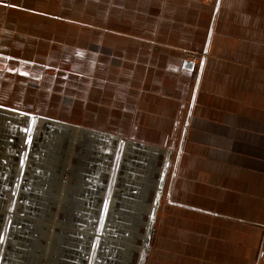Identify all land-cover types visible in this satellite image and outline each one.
Masks as SVG:
<instances>
[{"label":"crops","instance_id":"obj_1","mask_svg":"<svg viewBox=\"0 0 264 264\" xmlns=\"http://www.w3.org/2000/svg\"><path fill=\"white\" fill-rule=\"evenodd\" d=\"M103 1L100 0L96 6H83L78 13L46 11L43 8L50 7L32 4L28 0L17 6L16 2L9 1L14 4L12 8L22 9L27 14L35 12L34 19L24 21L25 25L32 24L35 27L37 24L49 31H52L50 25L56 26L59 22L61 26L71 29H74L73 26L79 29L80 25V29L86 31L91 36L89 40L93 41L83 47L86 60L80 66L81 71L97 72L102 79L92 81L91 88L94 86V90H97L96 99L91 104L87 103L88 99L85 100L84 107L91 114L88 120L92 122L86 127L81 125L79 130L73 131L76 127L65 122L66 118H53L49 114L38 115L34 119L39 126L44 122L63 123L62 129L65 127L66 134L61 140L65 148L61 145L58 147L62 148V152L63 149H69L70 152L66 151L68 154L64 152L67 156H71L75 142L79 146L77 144L74 149L82 150L71 161L73 167H79L74 168L73 175L66 174L69 180L60 185L66 186L65 194L61 190L58 197L57 192L54 193L52 172H56L53 164H60L59 155L62 152L55 150L53 156V144L60 137L57 132L53 133V142L52 138L49 140L53 150L46 161L53 164L45 166V172L41 174V186H36L39 192H49L46 196L49 210H52L53 200L63 206L66 229L61 230L57 237L48 236L50 245L44 247V250L52 249L48 259L42 258L45 254L41 252L43 243L33 241L34 235L31 234L25 236L26 241L19 240L12 244V257L3 263L7 243L0 242V252L5 251L0 256V264H5V261L11 264H88L87 249L91 244L88 234L93 228L101 232L100 238L111 234V241H105L110 244L105 245L106 255L104 258L99 257L97 264H134V243L140 227L145 229L149 222L155 199L151 194L153 167L157 165L154 161L159 153L165 154L166 149L171 152L169 147L160 151L159 147L151 146L148 140L143 139L148 137L161 138L166 146L169 145L166 138H178L174 150L175 155L178 154L175 168L187 143L194 153L220 154L211 164L178 166L180 176L176 182L177 194L172 187L175 171L169 173L165 186L168 189L165 194L167 203L171 198L193 208L169 203L177 208H170L173 210L172 216L162 215L161 229L165 240L161 244L164 247L155 252L151 264H264V18L258 20L261 26L257 50L254 51L258 66L252 68L248 61L247 64H238L234 59L237 53L249 57L251 50L246 47L250 41L249 34L228 35L229 24L233 21L230 0L227 1V7L222 8L221 17L220 12L216 17L219 7L216 11L215 4L213 20L205 28L204 41L201 39L202 23L195 12L202 7L208 12L209 7L204 6L202 0H113L108 6L115 4L114 9L108 10L107 6L102 7ZM91 8L93 14L89 10ZM174 15H183V19L190 15L194 20L183 22L186 25H182L188 30L176 29L172 25L180 21ZM245 17L248 21L249 17ZM221 23L224 25L222 31L219 30ZM152 24L162 27L172 24L176 34L169 39L159 38L152 35ZM52 36L53 33L47 39ZM63 39L67 42L70 37ZM195 45L202 52L207 48L205 56L208 53L225 52L226 59L213 64L205 59V67L200 68L199 63L190 70L184 63L193 60L179 55L186 47ZM3 56L11 58L8 54ZM212 67L214 76L211 75ZM31 70L36 71L33 68ZM191 71H195L196 75L187 89L186 77ZM183 93L188 95L186 99H182ZM16 113L19 119H26L24 125H27L30 119L25 114ZM19 123L11 126V118L8 120L6 116H0V140H4L2 135H6L9 131L5 133V130L11 127L19 131ZM69 135L72 138L80 136V141H72ZM128 138H133V141ZM190 138H193L192 142ZM126 152L137 156L144 153L147 159H143L144 163L129 164V169L124 170L129 188L121 198H111L109 209L106 207L104 211L106 218L103 221L100 218L106 197L99 200L95 193L96 189L104 185V175L110 173L107 161L109 164L112 162L106 159L107 153L111 154L110 157L120 156L117 161L112 160L114 166L117 164L115 182H119V178L123 177L120 175V166ZM150 159H153L152 164L149 163ZM68 162L70 164V160ZM2 170L0 176H3ZM80 173L84 174L82 183L76 181ZM46 177L48 179L44 180ZM4 189V182H0V193ZM37 201L42 202L40 199ZM117 203L116 212L111 215V207L115 209ZM178 210L193 215L189 225H186V221L183 225L181 222L184 219H178ZM9 211L12 209L8 208ZM42 212L40 210L39 213ZM10 213L6 214L7 219L13 216ZM156 213L157 210L154 216ZM57 215L56 208L51 216ZM54 222L52 220L51 224ZM145 231L142 230L143 234ZM19 232L24 233V230Z\"/></svg>","mask_w":264,"mask_h":264},{"label":"rangeland","instance_id":"obj_2","mask_svg":"<svg viewBox=\"0 0 264 264\" xmlns=\"http://www.w3.org/2000/svg\"><path fill=\"white\" fill-rule=\"evenodd\" d=\"M9 1L10 0H0V53L3 55L8 54L12 58L11 59L3 55L1 56L0 54V116H6L8 120L9 118H11V126H13V124L15 123L17 124L18 122H20L21 124L19 123L18 125L19 131H17L14 127L5 130V133L6 131L9 132L6 135L5 134L2 135L4 139L3 141L0 140V149H1L0 169H3L2 174L4 176V180L3 179L1 180L3 176H0V182L1 183L4 182L5 184V189L3 193H0V242L7 243L6 254L3 255V253H5L4 250L0 252V256L1 255L4 256L3 263L4 260L10 259L12 257L13 254L12 244L18 242L19 240L20 241L22 240V242L26 241L25 236L31 234L34 235L32 237L33 241H38L39 243H43L41 252L42 253L45 252V254L42 255V258L48 259L50 255V251L52 250V249L44 250V247L46 246V244H48L47 241L49 240L48 238L52 235L57 237V235L61 230L66 229L64 227L65 223L63 221V218L65 216L62 212L63 206L60 203H58L59 201L53 200L51 201L54 202L53 204H51L52 210H49L47 207H49L50 204H48L49 201L48 198L46 197L49 195V192H47L46 190H43V192L42 191L39 192L36 189V186L39 185L41 186V182L43 181L41 180L42 178L41 174L42 172H45L44 170L45 166L47 164L48 166L50 164H53L51 162H46L49 158V154L51 150H53V147L50 145L51 142H49V140L50 138H52L51 141L53 142L52 134L57 132V136L59 134L60 137H58L56 143L53 144L55 148L53 151V156H55L54 155L55 150H59L62 152L61 149L65 148V146L64 143H62L61 139L65 137L66 129L65 127L64 129H62V124H63L62 122H55V123L44 122L42 125L39 126L37 125L38 123L36 124V120H32V121L29 120L27 121L28 124L24 125L26 120L25 118L19 119L18 116L15 115L13 111L7 110L5 109V107L31 112L37 115L49 114L53 118H62V119L66 118L67 121L65 122L73 124L76 127L75 129H73V131L79 130V128H81V125L86 127L88 123H92L91 121L88 120L91 114L88 108L86 107L85 109L84 107L85 100L88 99L87 103L90 102L91 104L92 100L96 99L97 90H94V86L93 88H91L92 81H99V79L101 81L102 79L98 77L97 72L88 73L81 71L80 66H82L86 60L83 49L87 47L91 36H89L86 31H82L80 29V25H78L79 29L76 26H73L74 29H71L68 26H61L59 22V24L56 26L50 25L52 31L46 30L45 28L42 29L41 27H39L40 25L37 24H35V27L32 24L25 25L23 24L24 21L30 22L34 19L33 16L35 15H33V13L35 12H31L27 14L28 12L22 11L21 7H20L21 10L12 8L11 5L14 4L9 3ZM12 1L16 2V6H17L18 3H21L24 0H12ZM28 1H30L32 4L35 3L36 5H40L43 7H50V9L49 8H43V9L55 13H61L62 10L64 12L67 11L68 13H78L81 11L83 6H96L97 4H100L99 3L100 0H28ZM111 1L113 0L103 1L102 7L107 6L106 8L107 10L114 9L115 4L108 6V3ZM218 1H219V9L216 17L218 16L219 12H220L219 15L221 17L222 8L227 7L226 5L228 4L227 3L228 0H202L203 5L209 7L208 12H206V10L203 9V7L201 8L202 10L196 9L195 11L196 16L200 17L199 20L202 23L203 30H202L201 39L203 41L206 32L205 28H207L208 23L210 21L212 22L213 20L215 4ZM230 1L232 3V9L230 12L233 21L231 24H229L228 35L232 36V34H236V35L249 34L250 41L248 42L247 45L246 42H244V48L246 45V47H248L251 50L249 57L241 56V54L237 53L236 58H234L235 62H237L238 64H243V63L247 64L248 61V64L252 66V68H254L258 66L256 62L257 55L256 53H254V51L257 50V39H258V34L260 33L259 26H261L260 21L258 20L260 17L264 18V8H263L264 0H230ZM1 4L5 6H2ZM8 4L10 5V8H7L9 7ZM7 9L10 10L8 11ZM89 10L91 11V14H93L92 8ZM28 11L30 12L31 10ZM177 15H174L173 17L179 18L178 19V21H180L179 24H175V25L171 24L176 29H185L186 26L183 25L186 24H183V22L193 19V17L191 18L190 15L188 18L185 19H183L182 17L183 15L181 16H177ZM245 16L249 17L248 21L246 20ZM171 25L166 24L164 27H162L161 25L150 26L151 31L153 32L152 35H156L159 38L169 39L170 36L176 34L175 30ZM143 27L146 28L147 26H143ZM223 27H224L223 24L219 25V30L222 31ZM186 30L188 29L186 28ZM51 33H53L52 38L47 39L49 38L48 36ZM62 37L63 38L70 37V40H67V42L63 41L64 39ZM197 45L200 46L199 44ZM240 47H242V45H240ZM222 53L223 54H218L213 52L210 54L208 53L205 56V53L202 52L201 49H197V46L195 45L194 47L191 46L183 49L179 57L191 59L195 62V65H198L200 63V68H202L205 67L201 65V60L203 56L206 57L205 59L209 61V64L210 63L213 64L218 61H222L226 59V57L224 56L225 52ZM173 59L179 60L178 58H173ZM23 60H27L28 62H25L27 64H25ZM31 68L35 69L36 71L33 72ZM76 69H78L79 71H76ZM213 69L214 67H212L211 69V75L214 76L215 71ZM195 75H196L195 71H191L187 75L186 77L187 89L191 84L192 80L195 78ZM99 76H102V74H100ZM182 96H183L182 99H186L188 95L187 94L185 95L183 93ZM2 106H4V108H2ZM68 138H71L72 141L76 139V137L72 138L70 135ZM79 138L80 136H77V142ZM128 139L130 141H133V138H128ZM143 139L148 140L151 143V146L159 147L158 149L160 151H164V149H166L165 147H169L171 150V152H167L168 149H166L165 154L159 153L157 159L154 161V164L157 165L153 167L154 182L152 184L151 194L156 196L158 184L159 181L161 180L160 176L162 170L164 171V176H163L164 181H163L162 194L160 197L159 204L157 206V213H159V215L156 213V215L153 216V221L155 220V223L153 224V231L150 236L149 244L147 245L148 252H146L144 256V264H146L147 262L148 264H151L155 252L157 250H160V248L164 247L161 244V241L165 240L162 237L163 232L161 229L162 215L173 214L171 213L173 210H170V208L175 207L167 203V201L165 200V194H167L166 191H168V189L165 188L167 182L166 178L168 177L169 173H171L172 170L175 171V178L173 180V184H175V186H173L172 184V187L173 190L175 191L174 193L177 194L176 182H178V177L180 176V171L178 166L180 167L181 164H211V161L218 159V156L220 154L216 155L213 152H200V151L194 153L193 151H191V149H189L191 145L187 143L186 148L183 150V153L179 155L178 165L177 168H175L178 154L176 156L174 150L176 149L175 147L178 138H166L168 139L166 140V142L169 144L167 146L165 143L161 141V138L148 137ZM169 140L171 141V143L169 142ZM190 141L192 142L193 138H190ZM153 142H156V144ZM58 145H61L62 148H59ZM24 146L26 147L24 148ZM203 149L204 148H202V150ZM75 151L76 150L74 151L72 150L71 157L75 156L74 158H77L82 152V150L76 152ZM64 152L66 151H64L63 149L62 155H59L61 156L60 164H53L54 168L56 169L55 170L56 172L55 173L52 172V176L54 177L52 178V181L55 183L54 193L57 192V196L59 195V193H61V190L63 191V193L64 191H66V189H64L66 186L60 187V185H62L61 183L64 184L66 180H69L66 174L71 173L70 175H73L75 173L74 168L79 167L77 165L73 167V165L71 164H64L69 159L71 161L74 160L73 157L70 158V156H67L68 153L65 156ZM110 155H111L110 153H107L108 157L106 158L107 160H111L112 162V164H109L108 161L106 160L107 168L108 171H110V173L109 174L106 173L104 175L103 178L104 185L96 189L97 191L95 193V195L98 196L99 200L105 197L107 199V196L109 195L111 196V198L113 197L117 199L121 198L124 194L123 192L126 191L127 188H129L127 186L129 182L126 180V175H124V170L129 169V164L144 163L145 161H143V159H147V156L144 153H140L137 156V154L132 155L129 152H126L120 166V175L123 177L119 178L120 180L119 182H115L114 179V183H112L113 190L112 192L107 193L109 190L111 191L109 179L113 172V167H114L113 161H117L118 158L120 157L119 155L110 157ZM25 158H27V161H25ZM56 161L57 160H55V163ZM152 161L153 159H150L149 163L152 164L153 163ZM84 165L87 166V164ZM57 172L59 174H57ZM83 175L84 174L80 173L76 181L82 183L83 181L82 179L84 178ZM85 177L88 178V176L86 175ZM46 179L48 178L47 177L44 178V180ZM70 180H72V177ZM56 182H58V186H56ZM44 188H47V186L44 185ZM34 192L36 193L34 194ZM3 195L4 196L6 195L5 196L6 198L2 199ZM37 199H40L42 202L39 203L38 202L39 200L37 201ZM117 205L118 203L116 204L115 209L114 207L113 209L111 207L110 210L111 215L116 212L114 210L117 209L116 208ZM8 208L12 209V211L9 212H11L10 214H13V216L11 215V217L7 219L6 214H9V212H7ZM28 208L30 209V211ZM56 208L58 215L57 217H53L51 215ZM175 208H177V206ZM40 210L41 211L43 210L42 214L39 213ZM104 211L105 208L103 205L102 212ZM176 212H177L176 216H178V219H182V220L184 219L181 223L184 225L186 221L187 223L186 225H189L190 221H192L191 218L193 217V215L192 214L188 215L187 212H182L180 210ZM43 213H45L46 215L45 214L43 215ZM148 215H150V213ZM102 216L103 214L101 215V218ZM149 218H151V215ZM44 220H46L47 222H44ZM52 220L55 221L54 224H51ZM183 225L181 226L183 227ZM37 226H39L40 228ZM17 227L21 230H24V233L17 231L18 229ZM146 227L145 229L140 227L139 235L137 236L135 241L139 247V250L135 249V255L139 251H141V244H143L142 240L144 236L142 230H146ZM93 229L94 230L90 232V234H88L90 242L93 240V238H97V236L99 237V235H101L100 234L101 232H98V230H95V228ZM105 235L108 234L105 233ZM110 235L100 239V246L96 255L97 257L96 264L99 261V257L104 258L106 255V253H104V251H106L105 245L106 244L110 245V244L105 243V241L107 242L111 241V239L109 238ZM167 237H168L167 239H169V236ZM89 250L90 247H88L87 249L88 256H89ZM100 253H102L103 256H101ZM138 260L139 259L136 260L135 264H138ZM47 261L49 262V260ZM8 263L11 264V262ZM8 263L5 261V264Z\"/></svg>","mask_w":264,"mask_h":264},{"label":"water","instance_id":"obj_3","mask_svg":"<svg viewBox=\"0 0 264 264\" xmlns=\"http://www.w3.org/2000/svg\"><path fill=\"white\" fill-rule=\"evenodd\" d=\"M219 7V1L217 2V6H216V11ZM207 52V48L205 49L204 53ZM205 61V57L203 56L202 57V60H201V65H203ZM184 66L190 70H193L194 66H195V63L193 61H190V60H186L185 63H184ZM201 72V70H200ZM199 72V73H200ZM2 108H4V106H2ZM5 109L7 110H11L13 112H17L19 114H25L28 118H30V120H34L36 118V116H38L37 114L35 113H31V112H26V111H22V110H17V109H13V108H10V107H5ZM116 169H117V164H115V166L113 167V172H112V175L109 179V182H110V188H111V191L109 190L107 193L109 192H112L113 190V186H112V183H114V176L116 174ZM163 176H164V171L162 170V173H161V176H160V181H159V184H158V189H157V192H156V196H155V199H154V202H153V209H152V213H151V218L149 219V222H148V227H147V231L145 233V237H144V248H143V255L140 257V260H139V263L138 264H144V256L147 252V245L149 244V241H150V236L152 234V231H153V216L157 210V206L159 204V201H160V197H161V194H162V188H163ZM170 194H168V197H169ZM111 196H107V199H106V203L104 205V208L106 209L109 208V205H110V199ZM169 203H172V204H178V205H181V206H184V207H190V208H193L191 206H188V205H184V204H181L179 202H175L173 201L171 198H169ZM105 212H103V216L101 218V220L105 221ZM100 237L97 236V238H93V240L91 241V244H90V250H89V256H88V260H87V263L88 264H96V255H97V252L99 250V246H100ZM143 241V240H142ZM139 243V241H138Z\"/></svg>","mask_w":264,"mask_h":264},{"label":"bare ground","instance_id":"obj_4","mask_svg":"<svg viewBox=\"0 0 264 264\" xmlns=\"http://www.w3.org/2000/svg\"><path fill=\"white\" fill-rule=\"evenodd\" d=\"M9 124V123H8ZM5 128V127H4ZM31 133V132H30ZM32 137V136H31ZM76 140H77V138H76ZM78 141H80V140H78ZM63 143V142H62ZM75 144H77L76 142H75ZM68 145V144H67ZM69 145H71V144H69ZM77 146H79V144L77 145ZM68 147V146H67ZM75 147H73V149H72V147H71V149L74 151L75 149H74ZM77 148H79V147H77ZM68 151H69V149H67ZM66 150V151H67ZM71 150V151H72ZM70 152V151H69ZM76 152V151H75ZM67 153V152H66ZM71 154V153H70ZM72 155H73V153H72ZM65 156H66V154H65ZM73 158L75 157V156H72ZM71 156H70V158H72ZM69 159V158H68ZM67 159V160H68ZM65 160H66V158H65ZM70 160V159H69ZM68 160V161H69ZM68 161L66 162V164H68ZM71 161V160H70ZM65 164V163H64ZM70 164H71V162H70ZM63 167H64V165H63ZM158 178V177H157ZM152 213V212H151ZM148 220H149V218H148ZM147 227H148V225H147ZM19 231H21V230H19ZM145 231V230H144ZM146 231H147V228H146ZM146 231H145V233H146ZM145 233H144V236H143V242H144V237H145ZM128 243V242H127ZM134 244H136V242L134 243ZM144 244V243H143ZM143 244H141V251H139L136 255H135V259H134V264H135V262H136V260L137 259H139L140 260V257L143 255V248H144V245ZM126 245V244H125ZM135 249H138L139 250V247H138V245L136 244V248ZM139 260H138V263H139Z\"/></svg>","mask_w":264,"mask_h":264}]
</instances>
